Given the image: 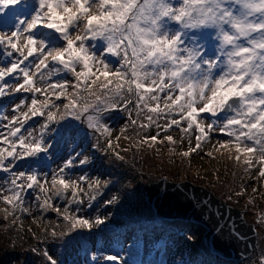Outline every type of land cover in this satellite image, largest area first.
Masks as SVG:
<instances>
[{
	"label": "snow or ice",
	"instance_id": "snow-or-ice-1",
	"mask_svg": "<svg viewBox=\"0 0 264 264\" xmlns=\"http://www.w3.org/2000/svg\"><path fill=\"white\" fill-rule=\"evenodd\" d=\"M19 5L22 17L0 21V58L7 61L0 66V97L8 89L29 94L0 123V172L10 173L0 199L12 209H4L5 218L30 215L31 194L41 215L51 210L68 221V235L103 225L107 217L90 220L69 208L83 205L85 196L91 208L108 181L73 178L71 170L89 162L82 153L57 169L49 160L56 137H72L81 124L107 134L112 149L105 118L113 112L127 113L140 137L137 148L175 145L167 134L174 126L179 143L188 139L185 157L225 136L216 151L234 150L245 171L258 166L264 177V0H0V17ZM36 118L39 130L28 123ZM153 127L156 134H148ZM60 200L67 201L63 212ZM44 256L57 264L48 251Z\"/></svg>",
	"mask_w": 264,
	"mask_h": 264
},
{
	"label": "rangeland",
	"instance_id": "rangeland-1",
	"mask_svg": "<svg viewBox=\"0 0 264 264\" xmlns=\"http://www.w3.org/2000/svg\"><path fill=\"white\" fill-rule=\"evenodd\" d=\"M21 9L23 5L9 6L0 21L14 22L15 16L24 15ZM6 63V60L0 58V66ZM66 78L72 79L71 76ZM7 91L8 95L0 97V123L11 120L13 104L19 103L23 95H29L12 94L11 89ZM5 116L7 120L3 119ZM38 120L36 118L28 123L39 130ZM105 122L112 129V149L106 148L107 134L100 135L81 124L72 137L66 134L56 137L53 141L54 154L51 155L49 163L51 169H57L59 163L76 152L82 153L80 158L88 159L89 162L83 167L71 170L73 178L86 174L93 179L98 177L102 182L108 181L107 186L91 202V208L88 207V197L85 196V203L72 204L69 212L90 220L97 216L107 217L106 222L93 227L91 231L86 228L77 229L68 235V221L51 210L41 215L31 194L25 205L29 208L30 215L16 212L5 218L4 209L8 208L9 212L12 209L0 199V248L9 253L13 252L14 246L22 250L17 259L12 260L9 256L0 261V264H47L45 251L57 260V264H264V177H259L258 166L245 171L246 166L234 159V150L231 153L227 150L216 151L213 147L216 140L227 137L215 136L210 143L202 145L201 150L185 157L181 153L187 151L189 142L185 137L183 143H179L182 134L175 126L167 133L178 142L175 145L164 141L163 144L157 143L151 148H137L136 142L140 137L136 136L134 126L129 124L126 112L106 114ZM125 127L127 131L122 133ZM148 134L155 135V127ZM163 135L161 133V137ZM195 135V132L191 133L192 147L196 143ZM173 148L175 151H170ZM117 152L124 158L118 159ZM207 152H212V157L206 155ZM9 176L10 173L0 172V188L5 187L4 181ZM160 177L174 181L190 180L203 185L226 203L240 208L245 219L253 223L257 231V248L252 256L237 261L221 259L211 254L203 244L205 228L201 224L181 220H156L140 187L145 182ZM220 189L229 198H224L219 193ZM113 197V203L108 204L107 201ZM57 206L63 212L67 201H57ZM49 225L61 227V230H56L55 236L54 228L45 234ZM56 237L59 243L47 242ZM61 241L63 244H60ZM109 255L119 259L108 261L105 257ZM93 256L96 257L95 260Z\"/></svg>",
	"mask_w": 264,
	"mask_h": 264
},
{
	"label": "water",
	"instance_id": "water-1",
	"mask_svg": "<svg viewBox=\"0 0 264 264\" xmlns=\"http://www.w3.org/2000/svg\"><path fill=\"white\" fill-rule=\"evenodd\" d=\"M140 190L156 219L184 220L206 228L203 242L220 258L242 260L257 248V231L240 208L219 198L212 190L190 180L167 177L149 180Z\"/></svg>",
	"mask_w": 264,
	"mask_h": 264
},
{
	"label": "trees",
	"instance_id": "trees-1",
	"mask_svg": "<svg viewBox=\"0 0 264 264\" xmlns=\"http://www.w3.org/2000/svg\"><path fill=\"white\" fill-rule=\"evenodd\" d=\"M219 193L225 198V196L228 197L227 194L223 193V191L220 189L219 190ZM229 198V197H228ZM52 228H55L57 231H60L61 230V227H54V226H51L49 225L48 227H46V232L45 234H47L48 231H50ZM60 240H63V239H60ZM58 241L59 243V239L56 237L55 239H50L48 240L47 242L49 244H51L52 242L56 243ZM60 244H63V242L61 241ZM22 253V250L18 247V246H14V249H13V252L12 253H9L7 250H2L0 248V261H2L3 259H6L7 257L11 256V259H17L18 258V255H21ZM21 257V256H20ZM45 263L48 264V261H45Z\"/></svg>",
	"mask_w": 264,
	"mask_h": 264
}]
</instances>
